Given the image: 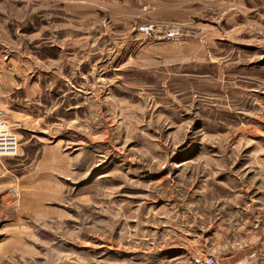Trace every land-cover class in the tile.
Returning <instances> with one entry per match:
<instances>
[{
	"label": "rangeland",
	"instance_id": "374dc122",
	"mask_svg": "<svg viewBox=\"0 0 264 264\" xmlns=\"http://www.w3.org/2000/svg\"><path fill=\"white\" fill-rule=\"evenodd\" d=\"M136 6L0 0V264H264V0Z\"/></svg>",
	"mask_w": 264,
	"mask_h": 264
},
{
	"label": "built area",
	"instance_id": "2783aa9c",
	"mask_svg": "<svg viewBox=\"0 0 264 264\" xmlns=\"http://www.w3.org/2000/svg\"><path fill=\"white\" fill-rule=\"evenodd\" d=\"M142 34L152 37L154 34L163 35L166 40L179 41L186 37L187 34L183 32L178 26H170L165 28L161 25L152 23L139 27ZM19 146L16 136L12 131L8 130L0 118V156H11L18 153ZM204 264H218V261L213 255H207Z\"/></svg>",
	"mask_w": 264,
	"mask_h": 264
},
{
	"label": "crops",
	"instance_id": "0c3cea01",
	"mask_svg": "<svg viewBox=\"0 0 264 264\" xmlns=\"http://www.w3.org/2000/svg\"><path fill=\"white\" fill-rule=\"evenodd\" d=\"M107 0H88V10L90 12H93L94 10H97L99 8H102L101 5L106 2ZM138 1V14L140 16V11L143 9H150L149 15L150 18L154 19H160L164 16H167V13L164 11V8H167V6H171L173 0H133Z\"/></svg>",
	"mask_w": 264,
	"mask_h": 264
}]
</instances>
